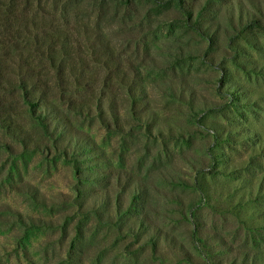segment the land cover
<instances>
[{"label": "rangeland", "instance_id": "obj_1", "mask_svg": "<svg viewBox=\"0 0 264 264\" xmlns=\"http://www.w3.org/2000/svg\"><path fill=\"white\" fill-rule=\"evenodd\" d=\"M114 2L100 20L98 1L79 0L69 23L89 32L85 45L110 42L150 119L132 115L126 87L118 91V129L104 98L109 126L96 109L73 113L60 93L79 100L86 89L62 91L41 76L73 128L104 156L95 166L50 142L26 149L0 127V142L9 144L0 143V264H264V33L255 43L234 38V51L237 29L220 15L209 59L207 42L177 9ZM20 121L44 137L29 114ZM78 169L102 174L83 182ZM136 185L141 200L133 199ZM142 213L148 232L159 229L175 243L129 233Z\"/></svg>", "mask_w": 264, "mask_h": 264}, {"label": "trees", "instance_id": "obj_2", "mask_svg": "<svg viewBox=\"0 0 264 264\" xmlns=\"http://www.w3.org/2000/svg\"><path fill=\"white\" fill-rule=\"evenodd\" d=\"M78 1L0 0V93L9 92V96L0 95V127L26 149L46 147L49 142L53 149L63 155L72 149L70 158L73 161L80 160L79 157L87 160L96 156L102 158L103 151L87 133L73 128L71 118L53 100L57 98L54 87H50L48 80H42L41 76L53 77V83L62 91L71 90L74 86L77 90L86 89L88 93L79 100L64 98L60 93V100L68 101L67 109L73 113L89 116L96 109L101 123L109 126L110 121L105 117L102 105L104 98L115 129H118L119 108L116 105L117 99L123 95V92L118 91H121L120 87H126L129 97H132V115L140 121L145 119L148 122L150 119V112L143 113L144 106L142 108L141 103L136 104L141 91L130 86L128 74L122 68L110 42L98 37L94 43L85 45L84 39L89 41V32H73L69 23V9ZM96 1L98 18L105 19L111 9L108 4L116 0ZM136 1L117 0L114 3L132 8ZM148 1L157 9H177L180 19L207 42L203 55L209 59L213 57L209 52L215 50L217 31L220 29L217 19L220 15H224L233 29H237L229 37V46L233 49L237 45L234 38L255 43L259 33H264V0ZM75 14L78 17L81 15L79 12ZM110 88L112 90L106 92ZM172 93L175 95L176 92L173 90ZM183 95V91H180L179 96ZM19 101L25 106H20ZM26 114L33 118L36 127H41L44 137H33V133L20 121V117ZM0 143L9 146L4 140ZM92 161L91 165L99 164L98 159ZM75 166L78 167V164ZM76 171L83 182L94 180L91 177L102 174L82 173L79 169ZM141 187L136 185L134 200H141ZM31 195L37 198L33 192ZM132 217L136 227L131 228L129 233L137 237H148L147 241L152 245L156 244V238L161 237L175 243L172 237L166 232L162 234L159 229L148 232L147 227L151 225L144 213ZM194 234H197V230H194Z\"/></svg>", "mask_w": 264, "mask_h": 264}]
</instances>
